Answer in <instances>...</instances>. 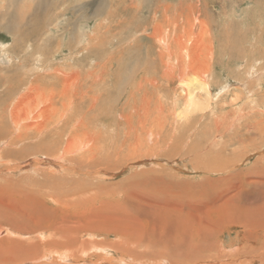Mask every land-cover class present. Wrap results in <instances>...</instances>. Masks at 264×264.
<instances>
[{
  "label": "rangeland",
  "instance_id": "1",
  "mask_svg": "<svg viewBox=\"0 0 264 264\" xmlns=\"http://www.w3.org/2000/svg\"><path fill=\"white\" fill-rule=\"evenodd\" d=\"M47 1H50V6L46 7L48 15L44 14L47 15L45 21L37 31L32 29L36 35L30 37L31 40H25L22 45H36L37 48L34 47L35 51L32 48L35 52L33 57L28 56L21 66L31 68L36 54L49 58L45 64H39L38 71H43L45 67L66 66L70 60L73 68L83 74L80 76L84 80L79 85L91 97L101 86L93 87L86 76L103 60H108L109 73L114 78L103 89L105 107L102 106L98 114L95 111L87 118V121L93 118L89 120V125L85 123L88 131L103 130L110 145L117 143V151L118 146L124 144L123 152L117 153L115 150V154L123 158L122 161L112 162L111 172L109 169L102 175L89 173L90 179L76 181L71 187L64 188L60 192L61 197L60 193L39 195L29 190L26 193L25 188L32 182L31 179H38L35 172L32 173L31 169L28 174L25 170L3 172L1 169L4 165L12 169L16 164L1 160L0 184L8 180L11 181L9 187L18 188L19 185L21 190H0V264H66L57 259L64 251L68 253L70 264H106L115 255L120 258L119 251L115 255L112 252L116 244L119 246L117 233L139 230L148 235L155 232L158 233L156 236L165 235L171 231L169 219L171 221L177 216L180 219L183 216L193 228H197V225L207 226L203 230L209 235L215 234L210 242L212 249L203 254L206 261L186 264H238L244 261V264H264L263 230L245 228L239 221L233 224V212H230L236 209L242 212L249 208L254 211L257 210L255 205L264 204V0H110V9L107 8L109 0ZM43 4L41 0H0V67L10 64L6 51L16 39L9 30L2 28L3 24L14 23L15 30L19 29L25 24L17 25L18 19L23 16L27 23L32 10L43 7ZM136 5L141 9L134 13L129 8ZM166 6L171 7L166 13L167 18L174 19L177 14L185 17L189 13L191 17L193 14L204 20L210 30L209 39L204 42L208 45L212 42L209 88L207 86L206 91H199L200 103L205 105L207 102L210 109L207 107L205 110L193 111L185 117L187 119L178 123L171 120L174 114L178 115L184 109L185 94L178 87L176 76L169 83L158 79L162 69L158 58L154 56L157 45L147 38L152 33V20L154 24L162 21L163 8ZM127 13H130L129 16ZM109 14L112 18H109ZM116 26L118 29L121 26L122 30L118 31ZM171 30H164L168 46L171 47L164 51L170 53L174 60H179L185 54L173 44L177 32ZM93 38L97 39L98 44L94 43L96 40ZM99 42L104 50L99 51ZM49 51L54 55H50ZM109 56L113 60L109 61ZM21 66L15 68V73L24 76V82L27 79L20 71ZM96 71L100 74L98 69ZM3 72L6 73L5 70ZM3 72L0 75H4ZM150 78L157 80L159 89L144 88ZM43 82L46 83V79ZM87 87H91L90 90ZM82 91L80 89L78 92ZM108 92L111 95L108 96ZM120 94H124L120 103L126 98L129 106H134V102L138 106L144 97L159 99L163 111H159L163 113L159 118L162 117L160 120H163V124L160 122L159 128L152 126L157 151L126 158L135 136L126 139L127 136L115 122L120 109L114 106L112 98ZM131 94L133 99L129 100ZM208 97L212 99L209 101ZM83 108H72L73 117H81L85 110ZM102 110L109 115L107 119H100ZM215 121L222 123L218 127L219 132H215ZM232 124L233 127L227 129ZM143 127L144 130H141L146 132V125ZM57 128L61 129L62 126ZM141 130L139 137L142 140L144 134ZM63 134L59 135L61 147L66 138ZM101 168L104 169V166L97 169ZM239 211L234 216L237 217ZM256 213V217L263 214ZM223 219L225 221L220 222ZM212 220H217L219 227L218 224L212 225ZM20 222L24 224L20 225ZM22 226H25L23 231H27L21 230V233H25L21 236L16 231ZM11 228H14L13 234L7 230ZM34 229L40 230L33 233ZM39 233L46 237L41 239ZM63 234L66 244L64 238L61 239ZM73 235H76L75 240L68 242V237ZM134 236L141 238L140 235ZM52 242H56L57 249L47 252V256H51L50 262L39 258L45 253L44 246L49 250L53 248ZM133 246L131 244V248ZM135 248L142 251L145 247L139 244ZM75 257L86 259L89 263L76 262ZM110 261L112 264L119 263ZM130 262L127 259L125 264ZM152 262L144 263L161 264L159 259Z\"/></svg>",
  "mask_w": 264,
  "mask_h": 264
},
{
  "label": "bare ground",
  "instance_id": "2",
  "mask_svg": "<svg viewBox=\"0 0 264 264\" xmlns=\"http://www.w3.org/2000/svg\"><path fill=\"white\" fill-rule=\"evenodd\" d=\"M41 1L44 3L43 4L44 6L43 7L39 6L40 8L38 7L34 8L31 12L30 17L27 18L28 20V22L26 21L27 23H25L26 19L23 16L20 17V19H18L17 25H22L23 23L25 25H23L19 29H16L17 31L13 26L14 23L12 24L8 22L6 24H3L2 26L4 30H9L8 32L14 35L16 39L14 40L13 38L14 40L13 43L9 46V48L6 51L8 55V60H10V64L6 65L5 67H0V71L2 72L3 70H5L6 73L12 72L11 75L6 74L4 72H3L4 75H0V89H1L0 105L2 103L4 104L0 108V149L2 146H4L3 148L4 151L0 154V161L8 160L16 164V166L12 169L8 168L10 166L6 167L7 165H4L3 166L4 168L1 169V171L3 172H7L11 170L13 173V172H20L22 170H25L24 172L28 174V172H30V169L32 170V173L35 172L34 175H37L38 179L33 180L36 177L33 178V176L31 175L32 176L31 178L33 179H31L32 182L31 183L29 182L28 186L25 188L26 193L29 190V191H33L32 194L42 195L43 193H48L49 195L50 193H55L54 195H56L57 193L60 192L62 193L64 188H69L72 185H74L76 181L82 182L84 181L85 178H89L90 176L89 173L102 175L109 172L108 171L109 169L111 172V170H113V168H111L112 162L114 160L118 161L119 159L122 161L123 157L118 154H115V150L117 151V143L114 144L113 142L110 145V142L107 141V139L104 137L105 133L103 130L96 129V131L95 130L88 131L87 130L88 126L86 128V123H85L88 122L89 125L90 122L89 120L93 118L92 117L89 118L88 121L87 118L89 116H92L93 113L97 112L98 114L99 113L98 109H101V107L106 104L105 103L106 98L103 97L102 95V93L105 92V90L103 89L106 87V84L109 85V83H112L114 78L113 74L109 73L111 69H109L108 67L109 65L108 60L106 59L103 60L102 63L98 64L97 68L90 71L91 73H89V75L86 76L89 77V79L91 80V85L93 87L97 88L101 86L97 88L98 91L97 92L95 91L91 97H89V93L85 91V88L79 85L81 84V81L84 80L81 79L80 76L82 73H78L79 70H76L75 67L73 68L74 65L72 64V62H70V60H68V64L66 66L62 65L60 67L56 66L53 68L45 67L43 71H38L39 64L40 63L45 64L49 58L47 57L48 58L47 59L45 58V56H42L41 54L40 55L36 54L34 55L35 57L31 68H25V67L22 68L21 64L28 59L27 58L28 56L32 55L33 57V52L36 50L35 48H37L36 45H34L35 48L32 47V45L29 47L28 46L22 47L23 42L25 40L26 41L31 40L30 37L36 35L35 31L33 32V30L37 31L38 28H40L39 25L43 24L46 16L48 15V11H46V7L49 8L50 1L47 0H41ZM111 2L112 1L110 0L108 1V5H107L108 9H110ZM170 8H171L170 6H166L163 8L165 9L162 17L163 20L158 21L155 24L153 23L152 20V33H150V35L147 32L146 33L147 35H149L147 36V38L150 41L156 43L157 45L158 50H156L154 56H156L155 58H158L159 66L161 67L160 69H162V73L160 74V77L158 79L161 81L167 80V82L169 83L176 76L178 81V87H180V89L185 94L184 103H183L184 109L180 114L178 115L174 114L173 120H171L178 123V121L184 120V118L188 116L191 112L205 110L209 106L207 102L205 105L203 103H200L199 100L201 95L199 91L200 92L206 91L207 86L209 85V79L211 73L210 63L212 59V45H211L212 42L210 41L211 43H209V45L205 43L209 39L208 35L210 34V30L204 20H200L198 16L195 15L193 16V14L191 17L188 15L189 13L186 14L185 17H180L181 14H177V17H175L174 19L167 18L168 14L166 13H168V11L171 10ZM129 9H131V11L132 10L135 11L134 13H137L140 12L141 8L138 9L136 5L130 7ZM126 10L128 12L127 8ZM180 11L184 12L182 11V9H180ZM44 14L47 15L44 16ZM41 16L44 17V19H42ZM174 16L175 15H173V17ZM109 18H112L110 14H109ZM180 19L182 20L181 23L179 22ZM76 25H72V26H76ZM120 27L118 29L116 26L118 31L122 30V28ZM171 28L173 29L171 31L177 32L176 35L174 33L175 36L173 37L174 38L173 44L176 47H178L177 49H179L183 55L185 54L184 56H181L179 60H174L170 53H165L164 51V50L168 51L169 48H171L170 45L168 46V43L166 41L164 30L165 29L168 30ZM27 29L29 31H27ZM195 30L197 33L195 32ZM71 33L73 34L72 31ZM119 33L121 32H118L117 34ZM17 37H19V39ZM93 40H96L94 41V43L98 44L96 38H93ZM99 45H100L99 51H101V49H103L101 48L103 47V45L101 46L100 42ZM69 46L70 45L68 43L67 47ZM32 48H34V51H32ZM50 55H54V54L50 53ZM108 58L109 61L113 60V58H111L110 56ZM1 60L2 59H0V61ZM20 66L22 68V69L20 68L21 69L20 71L26 75L27 80H25L24 82H23V78L25 77L24 76L20 77L19 74L16 75L15 73L16 71L15 68ZM97 69L100 71L99 72L100 74L97 73L96 71ZM115 76L117 77V75ZM45 79L47 81L46 83L43 82ZM41 80L43 81L41 82ZM157 85H158L157 80H155V78H150L145 83L144 88L153 87L152 88L153 90H157L159 89ZM90 88L88 89L90 90ZM80 89L82 91L81 93L78 92ZM84 91L86 92L85 95H84ZM109 94L110 92H108V96ZM123 97L124 94H120L117 95V97L112 98V100L114 99V106L119 107L120 109V113L118 111L119 114L116 115L117 118L115 117L116 118L115 122L117 123L118 126H120V130L125 133V136H127L126 139L135 136L134 139L132 140V143L128 147V151H127L128 157L126 158L132 159L133 157H137L141 153L145 154L151 152V150L157 151L156 136L154 134L155 130L153 128L154 127L159 128L160 127L159 124H161L162 123L161 121H163L162 119L160 120V118L162 117L159 118L160 114H163L159 112L162 111L161 110L162 107L158 102L159 99L155 98L153 100L151 97H144L142 98L138 106L137 103L135 104V102L133 103L134 106H129V103L126 102V98L123 100L122 103H120ZM128 99L129 100L133 99V94H131ZM211 99L212 98L210 97L208 100L210 101ZM86 101H87V106H85ZM75 103H77V105H75ZM77 106L82 108L85 106L83 108V110L84 109L85 110L84 111L82 110L83 113L81 117L75 116L74 118L72 115L73 114L72 108L73 109L77 108ZM101 113L103 115H101L100 119L103 117L104 120L109 117V115L105 110H102ZM5 119H7L6 122H4ZM50 125L53 129L51 127L49 128ZM145 125L146 127L147 125H149L146 129V132L143 131L144 130L143 126ZM221 125L222 123H217V121H215L214 124L215 132H219L218 127ZM53 126H57V127L62 126V128L59 129ZM152 126L154 127L152 128ZM91 127L92 126H90V128ZM232 127L233 124L230 127H227V129ZM48 130L50 134H48L49 133ZM140 130L144 134V139L142 140L139 137ZM62 133H64L63 137L66 135V138L64 139L65 140V143H63L64 145L61 147L59 141V135ZM2 134L5 135L1 136ZM142 141H144V143H142ZM163 146H165V144ZM118 149L119 150L117 151V153H119V151L123 152L124 144H122V146H118ZM102 166H104V169L102 168L99 170L97 169ZM0 168H2V165L0 166ZM81 173L84 174L83 175L84 177L80 176L82 175ZM18 180H20V175ZM10 183L11 181L7 180L6 182H3V184H0V190L2 191L8 190L14 192L20 189L21 187L19 185H17L18 188L11 187V185L9 187L8 185ZM61 193H60V197H61ZM63 202L61 201V203ZM257 206L255 205V208H257V210L254 211H252L250 208L249 210L247 209L242 210V212L239 211L238 209L231 210L230 212H233V214L230 213L231 216H233V224L234 222L237 223L239 221L240 223H242L243 226L245 225L244 226L245 228H250L253 230L260 229V231L263 230V234H264V204L262 205L260 204ZM236 211H239L237 217L234 216ZM256 212H262L263 214L262 216L256 217V214H258ZM216 213L219 214L220 212L217 211ZM259 215L261 214L259 213ZM221 221H225V219L220 220V222ZM212 222H213L212 225L218 224L217 220H212ZM21 223L23 222H20L19 224L21 225ZM169 223H170L171 231L168 233H164L165 235H159V236H156L158 234L156 232L153 235H148L140 232L139 230H135L137 234L135 233V231H131L127 233H123V232L121 233L120 231H117L120 232L117 233V239L120 247L117 246L116 244L113 247V249L115 250L112 249V252L113 255H115L119 251L120 253L118 252V254L120 258H118L115 255V257L113 256L112 258H110V260L117 261L119 262L118 264H125L127 259H130L131 262L133 261L134 264L139 262H143V264H145L144 262L146 261L152 262L158 259H159V263L161 264H167V262L169 264H186L187 262H191V261L194 263L197 261L198 262L200 261L204 262V260L206 261L203 254L206 253V251L212 249L211 238L214 237L215 234H213L212 236L209 235V232L206 233L207 231L203 229L207 226L197 225L198 226L197 228L191 227L192 225H190V223L187 222L183 216H181V219L178 216L173 217L171 221L169 219ZM24 227L23 226L20 227L21 229H18V231H16L17 234L20 235L25 234L20 232L21 230L22 231L24 230ZM7 230L9 231L10 234H13L12 231L14 230V228ZM39 230L40 229L38 230L34 229L32 230V232L37 233L36 231ZM25 231L27 230L25 229ZM39 234H41V239L46 237L43 233H39ZM263 234L262 237L264 238ZM134 235H140L141 238H139L138 236L135 237ZM75 236L73 235V237L71 238L68 237L69 239H67V241L68 242L69 240L74 241ZM63 238L65 243L66 238L64 234L62 235L61 239ZM55 243L56 242H52L53 248H51L50 250L47 246H44L45 249L43 251H45V253H43L44 255L41 254L39 258H43L46 261L51 260V256H47L48 254L47 252L48 251L51 252L57 249ZM45 244L48 245V243ZM131 244H134L133 248H131ZM139 244L145 247L144 250L142 249V251H139L141 247L139 249L135 248L136 245ZM67 254L68 253L64 251L63 253L57 256V259L67 264L69 263L70 260L69 256L67 257ZM237 256H238V252H237ZM37 258L38 257H35V259ZM75 258H76L75 259L76 262L83 261L89 263V261H87L86 259L80 257L79 258L75 257ZM110 260L106 262V264H112ZM32 261L30 260V262ZM244 262H240L238 264H244ZM89 264H91V262ZM230 264H232V262H230Z\"/></svg>",
  "mask_w": 264,
  "mask_h": 264
}]
</instances>
